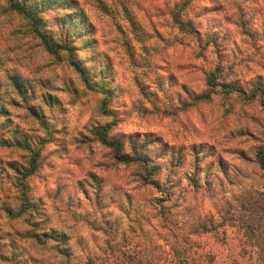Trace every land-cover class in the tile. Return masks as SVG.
Instances as JSON below:
<instances>
[{"label": "rangeland", "instance_id": "1", "mask_svg": "<svg viewBox=\"0 0 264 264\" xmlns=\"http://www.w3.org/2000/svg\"><path fill=\"white\" fill-rule=\"evenodd\" d=\"M30 1L61 51L0 0V138L40 153L32 227L5 211L30 152L0 146V264H264V0ZM107 123L157 184L96 138Z\"/></svg>", "mask_w": 264, "mask_h": 264}, {"label": "trees", "instance_id": "2", "mask_svg": "<svg viewBox=\"0 0 264 264\" xmlns=\"http://www.w3.org/2000/svg\"><path fill=\"white\" fill-rule=\"evenodd\" d=\"M10 8L12 11L21 15L25 19H28L31 24L34 33L37 35V38L41 40L46 49L53 54H59L61 49H54L56 44L52 37H50L45 31L42 30V19L37 13L38 6L34 4L30 0H8ZM68 0H56L54 1L57 5H65ZM43 4H50L48 0L46 3L42 1L39 6ZM181 23V21L179 20ZM64 46H66V50L70 51V64L75 66L78 72L81 73L82 79L88 87H92L93 84L90 83V74L86 75L83 68L79 65V60L75 59L73 54V49L70 47V43L64 42ZM59 48V47H58ZM86 75H84V74ZM209 78L215 79L213 74L209 75ZM15 85L20 88V83L18 81L15 82ZM94 86V85H93ZM103 86V85H102ZM106 90V89H104ZM250 93L252 96L259 95L262 105L264 106V85L262 83H253L250 86ZM23 94V91H21ZM108 97H106L103 107L106 108ZM3 108H0V117H3ZM113 123H107L105 125H99L94 128L93 132L97 139L101 141L105 146L110 148L115 156V159L123 164H131L135 163L140 166L141 172L145 179L148 182L156 183L155 179H153L155 172L154 166L150 162V158L146 155L144 148H139L137 146V141H133L130 137L126 142H123L121 139L111 137L110 133L113 127ZM0 146L2 147H19L24 150H28L30 152V158L26 160L25 163L20 166H12L10 167L13 173L9 176L10 185L13 187V206L7 207L5 209L6 213L11 219H19L24 218L27 220V223L30 226H36L33 218L37 214L39 208L35 202H32L29 198L28 194V185L27 180L36 175L40 168L39 151H33L31 146L22 142L19 137H13L9 139L0 138ZM128 148V149H126ZM255 161L259 167V169L264 173V145L260 146L255 153ZM157 184V183H156ZM53 234V233H52ZM29 237L40 241L41 243H46L49 240H54L58 244L63 243V238L58 235L51 234H37L34 232H29ZM183 264H190L188 260L181 259Z\"/></svg>", "mask_w": 264, "mask_h": 264}]
</instances>
